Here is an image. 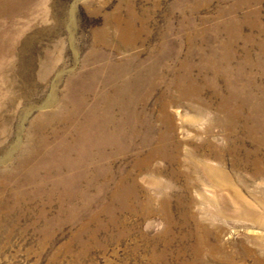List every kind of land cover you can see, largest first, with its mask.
I'll return each instance as SVG.
<instances>
[{"label":"rangeland","instance_id":"374dc122","mask_svg":"<svg viewBox=\"0 0 264 264\" xmlns=\"http://www.w3.org/2000/svg\"><path fill=\"white\" fill-rule=\"evenodd\" d=\"M0 32V264H264V171L233 166L224 151L244 140L259 156L261 145L264 170V140L234 136L230 120L241 109L247 128L260 112L264 128V0H35L27 14L0 17ZM104 95L124 126L105 150L115 157L99 160L91 112ZM248 99L259 112L241 108ZM167 118L171 146L192 157L152 160L137 176L152 201L141 205L140 192L138 206L126 202L120 173L136 171ZM204 162L221 166L208 172L217 187L203 182ZM225 184L241 214L203 202L232 199L217 189Z\"/></svg>","mask_w":264,"mask_h":264},{"label":"bare ground","instance_id":"6f19581e","mask_svg":"<svg viewBox=\"0 0 264 264\" xmlns=\"http://www.w3.org/2000/svg\"><path fill=\"white\" fill-rule=\"evenodd\" d=\"M34 1L35 0H0V17L18 15L22 12L27 14L29 12V7L31 6V4ZM13 25H14V21H13ZM131 25H133V24L131 23ZM14 31H15V29H14ZM1 34H3V33L0 32V38H2V36H3ZM123 35L125 37L126 43L128 45H130V43H132V41H133L132 35L128 34L124 28H123ZM13 36H14L13 33H11L9 35V41H11L10 39H12ZM10 49H12V45L10 46ZM3 53H4V50L2 49V47L0 45V55ZM139 59L137 61L138 65H136L138 68L142 62ZM4 67H6L4 65V63L0 62V74H1V71L3 70ZM44 75H46V73H44ZM152 84H151V89H153V87H154V86H152ZM109 97L110 96L104 95V97L101 99L102 105L105 106L103 110H100V108H99L100 104L99 103H95L94 107L92 109V112H91V120H92V123H91L92 131L90 133L91 143H92L93 148H95L96 146H99L100 147L99 149H101V151H99V153H98L99 155L97 156V154H96V156L99 160L102 157L103 158H105V157L106 158H108V157L113 158L114 154H116L114 152V153H112V155L107 156L105 153L106 148H109L110 146H114V144H111L112 142H109V140L112 136H114L116 139H118V141L120 139H122V126H124V124L121 122V117L114 116L113 114H111V110L116 108V105L118 104V102H117L116 98L114 99L112 97H110V98ZM247 103L252 104V105L250 106L248 104L242 103L241 108H242V106L246 105L250 109L252 107V111H255V110H257L258 112L260 111V107H259L260 104L253 105V102H251L250 99L247 100ZM163 107L165 109L166 105L164 104ZM225 107H227V106H224V108ZM239 109H240V107H239ZM239 111L240 112H238V111H231L230 112V120L235 121V123H234V126H235L234 136L237 134H238L237 136H240V134H243V132H244V135L247 139H251L253 142L262 143V141L264 140V128H262L261 124L258 123V121H260V115H259L260 112L259 113H253L254 115H256V118L258 119V121L255 117H253V116L251 117L250 114L248 116H246L245 121H247V123L250 121L251 126L247 127V128L243 127V129H242L241 125L238 123V121H239L238 119H240V117L242 116L241 115V109ZM262 115H264V114H262ZM166 123H167V121H166ZM167 124H168V126H167L166 131H164V133L162 135H160L158 137V139L156 140V143H158L157 145H154V143H155L154 140H151L150 142L145 144V145H150V150L146 155H144V157H141L137 161V163L135 165L137 172L134 171V172L126 173V174H124V173L122 174V172L120 173V177L117 180L118 182L116 183V187H114V188H115L117 195L119 196L121 194L126 202L127 201L131 202V200H133L135 202V204L137 205L136 200H138L140 198V192H143L145 199H146L145 201L140 203L141 205L144 203H150L152 201L153 197H152L151 193H149V191L147 189L141 187V185L139 184V181H138V177H137L142 172L146 173V172H149L151 170L152 160H154L156 158H164L165 160H170L174 163L177 162V164H179L181 162V160L183 161V159H189L190 157H192L189 155V151H187V153L186 152L184 153L181 151V147L177 141H175L171 146V143H172L171 138H173V133H174L175 127H174V124H172L170 126L169 119H168ZM240 128H241V133L239 134ZM257 132L262 133V137L259 139L254 138V134H256ZM260 146L258 148V150L260 149L259 156H258V152L256 154H253L254 152L246 147V141L243 140L242 142H239V141L233 139L232 145L227 147L226 150H224V151L226 154H230L232 156V160H233L232 165L233 166H236L238 164L247 165V164L252 163L253 165H256L258 167L256 172L262 173V171H264V170L262 167L259 166L260 165L259 162L261 161V159L259 157H260L261 149L263 146L261 148H260ZM91 153H94V152H91ZM181 154L183 155V157L181 156ZM94 157H95V155L92 154L91 160H96ZM215 157L218 158L220 161H223L224 160V153H217V154H215ZM84 161H81L78 164L83 166ZM87 162H90V161H87ZM113 162L114 161L109 160L106 164V168L104 169V171H105L104 175L109 177L108 180H112V179L114 180L113 173H112L113 172V169H112V163ZM197 163H198V161H197ZM206 163L207 162H204L203 164L198 165L199 166L198 168H200V170L202 172H204L203 174H206L205 178H203V182L204 183L206 182L207 184H211L214 187H217V185L215 184L216 182H214L210 178L208 172L214 171L216 169H220L221 166H218L215 168H209L208 169L209 171L207 172L206 166H205ZM171 164H173V163H171ZM96 175H98V174H96ZM225 186H227V187L225 188V187L221 186L220 188H217V189L221 190V191H223L224 189L225 190L227 189V192L232 195V199H228V198L224 197L222 193H220L219 196H216V201L212 200L211 198L205 197L203 202L204 203L206 202L209 205H215L217 207L216 212L219 213V215H221V216L227 214L228 212L231 214V216L238 215L237 213L241 214L242 207L240 206L241 209L237 208L238 207V201H237L236 195L231 192L232 188L229 187L228 184H225ZM234 206H236V207H234ZM130 209L131 210H138L136 208H130ZM111 213H113V212H111ZM244 214L246 216H248L247 218L252 217L251 216L252 213H250V211H248V210H245ZM194 216H195V214L193 212L192 213L188 212L185 214L184 218L190 219V218H194ZM111 221L114 223H117L116 218L112 219ZM118 221L120 222L119 218H118ZM169 221H171V219H169ZM253 221L256 222L257 220H255V218H254ZM122 222H124V223L126 222L125 216H124ZM198 229H203L204 235L207 236L208 238L212 235V233L214 234V230L212 229L211 225L206 224V223H204V224L200 223ZM201 243L202 242L200 239L199 242H197L195 244V248L197 251L201 250V245H202Z\"/></svg>","mask_w":264,"mask_h":264}]
</instances>
